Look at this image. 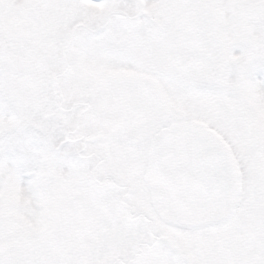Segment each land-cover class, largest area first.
Here are the masks:
<instances>
[{"label": "snow or ice", "instance_id": "1", "mask_svg": "<svg viewBox=\"0 0 264 264\" xmlns=\"http://www.w3.org/2000/svg\"><path fill=\"white\" fill-rule=\"evenodd\" d=\"M0 264H264V0H0Z\"/></svg>", "mask_w": 264, "mask_h": 264}]
</instances>
